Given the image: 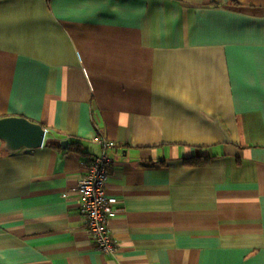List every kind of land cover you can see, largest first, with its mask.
<instances>
[{
	"label": "crops",
	"instance_id": "crops-1",
	"mask_svg": "<svg viewBox=\"0 0 264 264\" xmlns=\"http://www.w3.org/2000/svg\"><path fill=\"white\" fill-rule=\"evenodd\" d=\"M10 116L47 134L0 140V264H264V0H0ZM103 153L115 255L80 212Z\"/></svg>",
	"mask_w": 264,
	"mask_h": 264
},
{
	"label": "built area",
	"instance_id": "built-area-1",
	"mask_svg": "<svg viewBox=\"0 0 264 264\" xmlns=\"http://www.w3.org/2000/svg\"><path fill=\"white\" fill-rule=\"evenodd\" d=\"M102 148L115 146L113 141L98 138ZM112 160L106 155L94 156L86 174L78 183L80 212L86 217V227L96 249L104 255H115L119 245L110 230V222L120 211L117 198L107 193Z\"/></svg>",
	"mask_w": 264,
	"mask_h": 264
},
{
	"label": "water",
	"instance_id": "water-1",
	"mask_svg": "<svg viewBox=\"0 0 264 264\" xmlns=\"http://www.w3.org/2000/svg\"><path fill=\"white\" fill-rule=\"evenodd\" d=\"M47 130L42 124L25 117L10 116L0 118V140L3 151L13 154L22 149L34 150L45 143ZM66 141L63 145H66Z\"/></svg>",
	"mask_w": 264,
	"mask_h": 264
}]
</instances>
